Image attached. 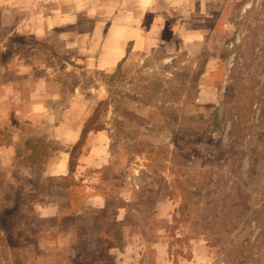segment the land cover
Wrapping results in <instances>:
<instances>
[{"label":"rangeland","instance_id":"1","mask_svg":"<svg viewBox=\"0 0 264 264\" xmlns=\"http://www.w3.org/2000/svg\"><path fill=\"white\" fill-rule=\"evenodd\" d=\"M31 61L92 101L87 127L109 133L113 163L97 172L105 208L71 215L81 187L46 176L59 146L39 147L35 204L68 215L29 213L1 264H40L27 227L60 223L79 247L60 264H117L126 243L131 264H184L197 243L210 264H264V0H0V67Z\"/></svg>","mask_w":264,"mask_h":264},{"label":"crops","instance_id":"2","mask_svg":"<svg viewBox=\"0 0 264 264\" xmlns=\"http://www.w3.org/2000/svg\"><path fill=\"white\" fill-rule=\"evenodd\" d=\"M31 63L33 65L10 63L0 67V239H6L13 255L17 254L14 253L15 245H18L16 234L26 229L23 219L29 213L34 219L38 217L48 222L50 218L68 215L60 211L59 205L43 203L38 207L39 204H35L40 198L36 196L38 184L30 171L33 167L26 164L32 154L30 147L49 141L58 143L59 148L52 156L47 153V158L43 157L46 160L42 167L48 177H72L78 182L82 197L76 201L71 215L105 208L106 193L95 190V185L100 182L97 172L108 169L113 163L109 133L97 130L86 134L70 168V151L79 142L92 116V101L83 103L84 96L76 88L68 93L62 84L52 79L51 68ZM67 188L70 190L68 185ZM70 202H73L71 198ZM63 224L52 228L35 224L27 227L26 232L37 234L32 248L39 251L40 264H60L61 259L72 251L68 249L72 244L77 255V239L72 240L77 226L68 228ZM2 244L0 240V247ZM129 247L126 243L119 250L122 257L115 258L121 260L117 264H131ZM201 248L199 243L194 244L191 258L184 264H210ZM160 252L162 256L166 253L163 249Z\"/></svg>","mask_w":264,"mask_h":264},{"label":"trees","instance_id":"3","mask_svg":"<svg viewBox=\"0 0 264 264\" xmlns=\"http://www.w3.org/2000/svg\"><path fill=\"white\" fill-rule=\"evenodd\" d=\"M90 121V118H89V120L87 121V123H86V126L84 127V129H83V132H82V136H81V138H80V140H79V142L76 144V145H74L73 147H72V150L70 151V168H71V166L73 165V162L75 161V156L77 155V149L80 147V145L81 144H83V141H84V138H85V136H86V134L89 132V131H97V130H102L101 128H88L87 127V124H88V122ZM36 144H37V141H36ZM39 147H41L42 148V151H41V156H46V151H45V149H46V146H45V144L44 143H38L37 145H36V147L34 148V147H30L31 148V150H32V154L30 155V158L31 157H33V159H34V157H35V155L37 154V151H38V148ZM43 159V158H42ZM41 158H40V160H42ZM211 200V199H210ZM213 201H219L220 199L219 198H214V199H212ZM213 201H210L209 202V200H208V202L205 204L204 203V205H203V207L202 208H199V210H201V211H203V213L205 212V210H206V208H207V206H209L210 204H211V202H213ZM239 206V204H236V203H231L230 205H226L225 204V206H224V209L221 207L220 208V211H222L224 214L222 215L221 214V212H217V213H220L221 215H219V216H221L220 218H221V220L223 221V219L224 220H226V219H228L229 218V221H226V223H224V225H220V223H216V226H218L219 228H218V230H222V229H225V231L227 232V233H230V231H231V229L234 227V225L232 224V212L233 211H235L236 209H237V207ZM213 208V210H215V206H213L212 207ZM226 209H227V211H226ZM226 212V213H225ZM178 213H180V217L181 218H184L185 216H187L188 215V213L186 212V211H184V207L182 206V205H180V207L178 208V210H177V213H176V215L178 214ZM207 216V215H206ZM206 216L205 217H203V221H205L206 219ZM210 220V219H209ZM213 220H214V222L217 220V218H213ZM174 221H176V223H178L179 221H178V219L176 218V217H174ZM209 224H210V222H205L203 225H205V226H209ZM227 226V227H226ZM200 228L202 227L201 225L199 226ZM199 227H193V228H199ZM190 238H197V237H190Z\"/></svg>","mask_w":264,"mask_h":264}]
</instances>
